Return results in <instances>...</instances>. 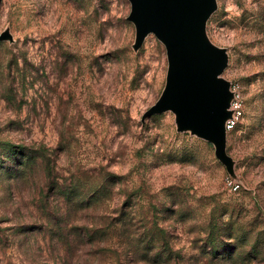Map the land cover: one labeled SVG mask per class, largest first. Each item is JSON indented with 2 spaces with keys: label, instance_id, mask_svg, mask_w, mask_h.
Wrapping results in <instances>:
<instances>
[{
  "label": "rangeland",
  "instance_id": "rangeland-1",
  "mask_svg": "<svg viewBox=\"0 0 264 264\" xmlns=\"http://www.w3.org/2000/svg\"><path fill=\"white\" fill-rule=\"evenodd\" d=\"M204 34L244 97L222 147L151 111L170 61L130 0L0 1V264H264V0Z\"/></svg>",
  "mask_w": 264,
  "mask_h": 264
},
{
  "label": "water",
  "instance_id": "water-1",
  "mask_svg": "<svg viewBox=\"0 0 264 264\" xmlns=\"http://www.w3.org/2000/svg\"><path fill=\"white\" fill-rule=\"evenodd\" d=\"M1 1V0H0ZM140 36L153 31L165 43L170 61L169 86L152 112L180 109V120L218 146L225 141V122L232 92L221 78L225 55L210 45L204 24L215 0H130Z\"/></svg>",
  "mask_w": 264,
  "mask_h": 264
},
{
  "label": "built area",
  "instance_id": "built-area-1",
  "mask_svg": "<svg viewBox=\"0 0 264 264\" xmlns=\"http://www.w3.org/2000/svg\"><path fill=\"white\" fill-rule=\"evenodd\" d=\"M230 91L232 92V98L229 106L231 115L225 122V128L227 132L234 130L235 127L241 122L244 115V97L241 86L239 84L231 83ZM225 185L232 191H238L241 188V184L230 177H226Z\"/></svg>",
  "mask_w": 264,
  "mask_h": 264
},
{
  "label": "trees",
  "instance_id": "trees-1",
  "mask_svg": "<svg viewBox=\"0 0 264 264\" xmlns=\"http://www.w3.org/2000/svg\"><path fill=\"white\" fill-rule=\"evenodd\" d=\"M24 154H25V152H24ZM30 154V153H29ZM25 157H26V154H25ZM99 191L100 190H95V193L93 194V195H97L98 193H99ZM91 196V198H96V197H94V196ZM70 198H73V196H71ZM93 232V233H92ZM96 234H98L97 232H95L94 230L93 231H91V230H89L88 232H87V234L86 235H88L89 237H95L96 236ZM162 252H164V254L162 253ZM159 255H163V256H169L168 255V250H161L160 251V254ZM167 257H166V259H167Z\"/></svg>",
  "mask_w": 264,
  "mask_h": 264
}]
</instances>
